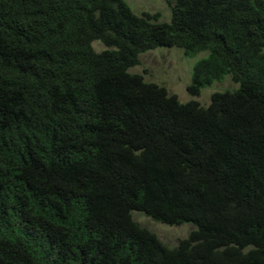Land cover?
Here are the masks:
<instances>
[{"label": "trees", "instance_id": "16d2710c", "mask_svg": "<svg viewBox=\"0 0 264 264\" xmlns=\"http://www.w3.org/2000/svg\"><path fill=\"white\" fill-rule=\"evenodd\" d=\"M167 1L0 0V264H264V0ZM160 47L239 87L181 102L130 72Z\"/></svg>", "mask_w": 264, "mask_h": 264}, {"label": "rangeland", "instance_id": "374dc122", "mask_svg": "<svg viewBox=\"0 0 264 264\" xmlns=\"http://www.w3.org/2000/svg\"><path fill=\"white\" fill-rule=\"evenodd\" d=\"M127 2L136 14L159 13V21L163 22H170L172 19V8L167 0H127ZM93 46L98 52L106 48L101 41H95ZM207 55L208 52L203 51L188 56L185 50L179 47H160L142 53L140 63L132 67L130 72L143 74L147 80L166 86L168 91L176 94L181 102L196 100L202 106H208L213 93L236 89L238 84L228 75L223 81H216L202 89L199 95H191L188 86L192 81L195 65ZM133 216L139 224L155 232L170 247L176 246L181 239L188 237L195 228L192 223L182 225L160 223L139 211H135Z\"/></svg>", "mask_w": 264, "mask_h": 264}, {"label": "clouds", "instance_id": "9594fccd", "mask_svg": "<svg viewBox=\"0 0 264 264\" xmlns=\"http://www.w3.org/2000/svg\"><path fill=\"white\" fill-rule=\"evenodd\" d=\"M227 76H228V75H227ZM230 76H231V75H230ZM231 77H232V76H231ZM232 79H233V78H232ZM233 80H234V79H233ZM237 84H238V83H237ZM238 87H239V84H238ZM238 87H237V88H238ZM237 88H236V89H237ZM227 90H235V89H227Z\"/></svg>", "mask_w": 264, "mask_h": 264}]
</instances>
